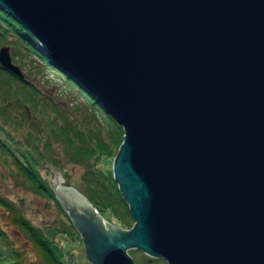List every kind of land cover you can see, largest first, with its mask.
I'll return each instance as SVG.
<instances>
[{
	"label": "water",
	"instance_id": "95a60500",
	"mask_svg": "<svg viewBox=\"0 0 264 264\" xmlns=\"http://www.w3.org/2000/svg\"><path fill=\"white\" fill-rule=\"evenodd\" d=\"M124 129L135 225L54 173L93 264H264V0H0ZM0 64L20 77L11 47Z\"/></svg>",
	"mask_w": 264,
	"mask_h": 264
},
{
	"label": "trees",
	"instance_id": "16d2710c",
	"mask_svg": "<svg viewBox=\"0 0 264 264\" xmlns=\"http://www.w3.org/2000/svg\"><path fill=\"white\" fill-rule=\"evenodd\" d=\"M6 13L0 9V47L10 46L14 62L22 69L29 56L37 55L41 68L52 69L84 97L81 107L85 115L79 118L68 104L47 93L32 72L20 77L0 64V206L2 218L7 220L6 226L0 221V264H77L76 247L84 242L56 197L51 167L70 181L66 164H87L83 184L77 187L107 220L130 230L135 219L113 170L124 129ZM8 177L45 197L58 215L39 220L30 217L27 196L6 193ZM9 223L30 240L32 248L19 246L9 232Z\"/></svg>",
	"mask_w": 264,
	"mask_h": 264
},
{
	"label": "rangeland",
	"instance_id": "374dc122",
	"mask_svg": "<svg viewBox=\"0 0 264 264\" xmlns=\"http://www.w3.org/2000/svg\"><path fill=\"white\" fill-rule=\"evenodd\" d=\"M28 59L29 60H27L26 65L23 67L24 72H32V74H34L36 77V81L45 89L47 93L52 96L58 97L59 101L68 104L79 118L83 117L85 115V112L81 105H85L84 97L75 89L69 88L67 82L58 74H56L52 69L48 67L41 68L42 66L39 63V57L37 55H31L28 57ZM66 166L70 168L69 173L71 176V180L67 181V179H65L64 184H69L68 182H70L71 185L75 186H77L76 184L78 183L83 184L84 175L87 172V164L69 162L66 164ZM53 178L54 174L52 175V179ZM6 184L8 185L6 188V193H8V195L17 197V195L23 194L27 196L28 200L31 203V208L28 214L30 217H33V219L39 220L42 217L52 219L56 215H58L56 208L53 206V204H50L45 197L27 188L18 186L16 181L12 177H8ZM3 212V208L0 206V221L5 225V222L7 220L2 218ZM37 212L40 216L37 214ZM9 224V232L12 234L13 238L17 241L19 246L27 247L28 249L32 248V243L30 242V240L16 226ZM76 252L77 264H93L86 252L84 243H82L80 246L77 245Z\"/></svg>",
	"mask_w": 264,
	"mask_h": 264
},
{
	"label": "bare ground",
	"instance_id": "6f19581e",
	"mask_svg": "<svg viewBox=\"0 0 264 264\" xmlns=\"http://www.w3.org/2000/svg\"><path fill=\"white\" fill-rule=\"evenodd\" d=\"M1 9V8H0ZM4 12V11H3ZM7 14V13H6ZM15 19V18H14ZM44 52V51H43ZM45 53V52H44Z\"/></svg>",
	"mask_w": 264,
	"mask_h": 264
}]
</instances>
